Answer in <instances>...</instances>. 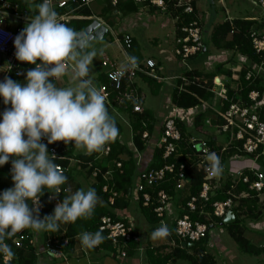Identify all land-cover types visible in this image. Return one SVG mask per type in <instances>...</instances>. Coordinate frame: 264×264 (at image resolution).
<instances>
[{
    "label": "built area",
    "instance_id": "built-area-1",
    "mask_svg": "<svg viewBox=\"0 0 264 264\" xmlns=\"http://www.w3.org/2000/svg\"><path fill=\"white\" fill-rule=\"evenodd\" d=\"M94 1L51 0V6L57 12L59 20L62 23H67L72 19L84 18L83 16L75 15L74 11L83 6L90 7ZM133 1L137 4L149 3L158 8V11L168 13V8L163 0ZM111 3L115 5L116 0H112ZM252 3L264 12V0H253ZM174 6L175 9L182 8V14L195 13L190 3L177 2ZM169 14L175 21L179 19V15L172 12ZM31 18L32 16H29L27 11L22 9L15 0H0V55L5 57L4 61L6 62L4 76L8 73H13L15 76L21 77L23 68L29 66L26 62L16 60L13 40ZM86 18L91 19V23L96 26L88 29L85 38L90 35H96V29L104 28L105 34L103 35L108 34L123 55L122 61L118 64L105 54L102 55L100 61L107 83L94 85L105 96L106 107L120 118L124 117L122 114L124 110H130L133 117L139 115L140 123L143 127L141 139L144 141V147L146 144H151L153 151L156 149L161 150L162 158L166 161L159 168L139 170L134 177V184L130 191V199L137 201L140 198L143 206L151 208L153 215L157 219L156 228L161 224L167 225L169 234L163 238L166 240L165 245L176 247L178 244H176L174 237L178 243H194L201 239H206L209 243L215 238L218 239L217 229L221 230V228L216 225V221L222 220L227 211L232 210L233 212V208L237 206V201L249 196L248 191L255 193L259 204H264V173L259 166V159L264 157V93L260 95L257 90H253L248 94L250 105L238 100L230 102L225 110H221L222 101L226 99L225 90L218 92L213 89H207L213 94L212 101H216L219 107L214 108L210 104L211 102L200 100V108L210 109L223 121L220 125H213L210 119L205 121L207 129L211 127L214 129V132L211 133L214 147L210 140L205 139L203 136H190L186 140L182 135L184 131L178 122H184L187 124L186 128H190L194 116L200 111V108L184 110L175 107L172 103L170 113L158 125L157 138L154 141H150L151 137H155V128L149 134L146 127L152 121L145 116L142 106L143 94L137 88L134 79L137 75L142 74L150 79L163 80L164 78L155 72L157 64L149 59L144 64L137 62V66L134 69L123 71L121 66L127 63V57L130 56L132 37L129 34H123L116 26L107 24L103 19L93 15ZM8 20L14 22V25L10 27L6 23ZM179 30L182 35L176 36L173 56L181 67L185 68L183 72H189L191 69L186 63L187 58L205 49L202 41L201 23L195 15L193 19L183 24ZM98 34H101V32ZM249 38L253 51L260 57L259 63H254L249 68L245 56H237L243 61L245 80L254 81L257 77L264 75V31L251 27ZM175 78L181 81L179 89H183L184 86L190 83L199 82L197 78L189 79L185 74ZM130 135L127 146L134 157L138 159L139 151L132 145V137ZM44 141L42 139L43 143H45ZM182 142L185 143V148H189L190 152L187 154L180 150ZM57 143L58 145L48 147L50 154H58V148L63 147V141H57ZM229 150L233 151L226 158L229 163V171L224 172L221 159ZM108 152L109 145H105L101 154L106 155ZM190 153H193L197 158L193 164L190 163ZM209 153H215L218 157L220 172L216 175H211L208 170L207 155ZM192 166H195L197 173L202 174L201 186L197 195L190 194L191 179L187 174V169H191ZM10 167L11 164L7 167L9 173ZM58 167L61 172L65 171L60 165ZM116 167L121 169L119 161L116 162ZM88 169L91 170V176H94V168L88 167ZM105 175L112 178L111 172H106ZM225 176L232 177L230 189L241 181L247 185L248 190L235 194L229 189L226 191L227 196L225 199L210 202L211 195L219 191ZM235 179L237 183L234 181ZM169 184L171 185V193L165 188ZM106 188L103 187V190H106ZM184 189H187L186 196L182 200H178L175 194ZM0 191L2 190L0 189ZM114 193L112 194L114 195ZM113 195L108 199L111 204ZM49 199L55 202L58 201L55 195H50ZM38 204L39 211H42L43 203L40 198ZM208 206L211 208L210 211L205 209ZM194 213L198 214L197 219L191 218V214ZM46 215H50V213ZM200 217L204 220H201ZM98 231H101L105 239L110 241L114 254L121 260L128 258L127 251L129 250L130 242L139 238L135 229V222L131 217L119 216L114 219L108 215L101 216ZM24 236V230H21L12 236L11 240L16 246H20ZM67 240L63 239L64 246L67 245ZM178 246L181 247L180 245ZM42 248H44L47 255H50L49 250H51L55 252L54 255H50L51 257L61 258L66 264H69L70 259L62 255L59 244L53 246L45 244ZM142 250L141 248L138 250L139 257H141ZM2 260L4 263L9 261L7 257H2Z\"/></svg>",
    "mask_w": 264,
    "mask_h": 264
},
{
    "label": "clouds",
    "instance_id": "clouds-1",
    "mask_svg": "<svg viewBox=\"0 0 264 264\" xmlns=\"http://www.w3.org/2000/svg\"><path fill=\"white\" fill-rule=\"evenodd\" d=\"M13 45L16 60L33 67L24 74L23 82L7 76L0 80V101L6 106L0 112V167L11 161L13 182L0 191V257L9 261L14 253L6 239L23 229L59 231L62 223L91 217L98 203L95 189L81 188L58 202L52 214L39 217V194L44 189L58 194L67 179L42 139L47 144L63 141V147L71 141L87 153L100 152L118 135L110 113L122 120L106 107L105 96L90 79L97 50H87L89 42L59 20L51 0L36 5V13L15 36ZM136 66V57L128 56L121 69ZM65 76L72 85L58 87L55 81ZM207 161L209 173L218 174L216 154L209 153ZM168 234L167 225L161 224L151 232V239ZM77 239L82 248L92 249L105 237L101 231H84ZM49 254L55 252L49 250Z\"/></svg>",
    "mask_w": 264,
    "mask_h": 264
},
{
    "label": "trees",
    "instance_id": "trees-1",
    "mask_svg": "<svg viewBox=\"0 0 264 264\" xmlns=\"http://www.w3.org/2000/svg\"><path fill=\"white\" fill-rule=\"evenodd\" d=\"M110 2V0H109ZM110 4V3H109ZM120 0H116L115 7H109L106 13L112 14L114 9L120 8L119 6ZM171 6L168 8V13H173L179 15V19L176 20V32L177 35H182L179 28L193 19L195 17V13L192 14H182V8L175 9L176 1H171ZM91 8L90 7H80L74 11L75 15L83 16L84 18L72 19L67 23H64L68 27L72 28L77 33L83 31L90 23L91 19H87L86 17L91 16ZM167 13V12H166ZM251 27H255L258 29L259 25L253 20H244V19H233L231 21H224L222 23L216 24L210 34L209 40L211 45L216 49H223L232 51L234 54L245 56L247 66L249 68L252 67V64L259 63L260 57L253 51L250 38L249 31ZM121 35V34H120ZM108 37L110 43L108 46H112L113 51L115 48V43L112 41V38L106 34L104 37ZM203 41V38H202ZM114 43V44H113ZM204 43V41H203ZM206 48V44L204 43ZM116 52V50L114 51ZM205 53V49L201 52H197L195 55L187 58L186 63L191 69L190 61L193 58H198L201 54ZM110 54V53H108ZM104 55V54H103ZM109 57V56H108ZM111 59V58H110ZM114 60V59H113ZM190 60V61H189ZM118 64L121 61L115 60ZM222 64L216 65L214 67L215 72L212 74H219V72H224L228 77H230V71L222 69ZM33 65H29L23 68V75L21 77L15 76L13 73H8L6 76L16 80L23 82L24 74L29 70ZM193 68V67H192ZM185 69V68H182ZM204 70L203 68H201ZM184 71V70H183ZM5 73V72H4ZM184 73V72H183ZM5 78L4 74L1 76V80ZM147 81L150 78H146ZM99 81L101 83H107V79L104 76V72L99 76ZM150 83V82H149ZM181 85L180 79H176L175 87L172 89L170 100L172 105L177 108H181L184 110L200 108L201 101L210 103L213 98V94L208 91V86L203 84L202 82L190 83L183 87V89H179ZM225 90L226 99L222 101L221 110H225L230 102L233 101H241L244 104L250 105L248 100V94L257 90L260 95L264 93V75L257 77L254 81L245 80V69L241 70L238 75V84L235 89L230 88V85H223ZM110 113V112H109ZM123 118L130 125L128 129V133L130 137H132V145L138 150L142 151L144 149V141L141 139V131L143 129L139 115L133 117L130 110H124ZM110 115L115 119L116 126L118 128V133L122 132L123 127L127 125L124 119H118ZM146 117H149V120L152 121L151 116L145 113ZM206 119H210L212 124L220 125L222 124V120L217 114H214L210 109H201L195 114L192 126L190 128H186V123H179L180 127L184 132H182L183 137L187 140L190 136H203L205 139H209L210 143H214L212 141V134L209 133V129H207ZM121 122H120V121ZM127 125V126H128ZM212 125V126H213ZM147 130L149 134L154 131V123L147 125ZM187 131V132H186ZM45 144L48 147L51 145H57V142L52 144H47V140L44 139ZM106 145H109V152L106 155L101 154L100 152L93 153H81L76 152L77 149L74 147L73 142H68L64 147L58 148V154L55 156V163L66 169L62 173L65 175L66 182L65 184L59 186L60 192L58 194L55 193L54 189H44L39 195L40 199L43 203V210L39 211V217L43 218L47 213L52 214L56 204L62 199L70 194L69 186H67L68 181L73 179L72 170L67 168L72 159L77 160V167L79 168V172L82 170H87L88 167H92L95 170V175L91 176V170L86 171V176L92 178V183L90 188L95 189L98 196V203L94 209L93 215L87 218H78L76 221L71 223H62L64 224L65 229H61V225L59 231L56 232H43L40 234L38 232L33 233L30 229L24 230V240L21 242L20 246H16L11 238L6 239L5 243L11 248L14 253L13 258L4 263L2 257H0V264H38L40 260L39 257L44 255V258L47 257L50 261L46 260L45 264H66L63 259L57 257H51L47 255L45 252L44 245H60L62 255L70 256L73 252V247L75 243H79L77 237L81 232H96L98 231L99 219L101 216L108 215L112 218H118L119 214L122 210H126L129 208L131 203L136 204L137 211H139L142 217L145 219L148 224V236H151V232L156 228L157 219L152 213L151 208L145 207L141 203V199L138 198L137 201L130 199V191L131 187H133V180L135 175L137 174V161L134 157L131 150H129L123 143L115 138L114 140L108 142ZM180 150L187 154L189 148H185V143L182 142L180 145ZM232 150H229L224 154V157L221 159L222 164L226 162V158L229 154H232ZM182 159V158H181ZM179 159V160H181ZM190 163L193 164L196 162L197 158L190 153ZM168 160V159H166ZM170 160H172L170 158ZM119 161L121 163V169L116 167V162ZM166 161L162 158V151L156 149L153 154V158L148 166V168H159ZM11 164V161L6 163L3 167H0L1 172H8L7 167ZM264 167V165H262ZM120 169V170H119ZM106 172L112 173V178L107 177ZM81 174V172H80ZM187 174L191 179L190 184V194L197 195L201 186V178L202 174L197 173L195 166H192L191 169H187ZM232 177L225 176L224 181L221 184V188L218 192H215L211 195L210 202L216 200H223L226 198V191L230 189ZM237 179V178H236ZM234 180L237 183V180ZM2 186V185H0ZM103 187H107L106 190H103ZM165 188L171 193V185L165 186ZM235 194H239L242 191H247V185L242 183L241 181L236 184V186L232 189ZM113 192L114 195L112 194ZM249 196L246 198H241L237 201V206L233 208V212L235 214V219L232 223L224 224L222 220H217L216 225L221 228V231L226 230L231 239L237 244L239 250L243 253L247 254H260L263 250L262 247H255L244 235V222L245 221H253L259 218L261 215V209L264 208V204H259L254 192L248 191ZM50 195H55L58 199L57 202L49 199ZM113 195L112 204L109 202V197ZM30 203V201H29ZM31 207V205H30ZM206 210H211L210 206L205 208ZM198 214H191L192 219H197ZM201 220H204L200 217ZM103 234V233H102ZM38 235V236H37ZM104 235V234H103ZM37 236V237H36ZM63 239H68L67 245H63ZM176 247H172V251L170 253H162V250L166 248L164 245H160L158 247L152 246L151 237L147 238V243L143 244V241L140 238L133 240L129 244V250L127 251L128 257H137L140 258L142 262L146 264H168L170 260H174L173 263L177 262H186V264H216V259L214 255L210 252L209 247L207 246L208 241L206 239H201L199 241H195L192 245H188V242L178 243L177 239L174 237ZM80 246V244H79ZM168 246V245H166ZM81 247V246H80ZM170 247V246H169ZM139 248L143 249L141 257H139L138 250ZM83 255H86V251L88 249L80 248ZM91 250V249H89ZM92 250L104 251L106 254L111 253L114 254V249L112 248L110 241L104 239V241L98 246L92 248ZM43 258V259H44ZM39 259V260H38ZM42 260V259H41ZM43 261V260H42ZM54 261V262H53ZM56 261V262H55ZM44 264V262H43Z\"/></svg>",
    "mask_w": 264,
    "mask_h": 264
},
{
    "label": "crops",
    "instance_id": "crops-1",
    "mask_svg": "<svg viewBox=\"0 0 264 264\" xmlns=\"http://www.w3.org/2000/svg\"><path fill=\"white\" fill-rule=\"evenodd\" d=\"M18 2L19 6L22 9L27 11L29 16H33L36 13V5L41 2V0H15ZM171 1L174 0H163L164 4L169 8L171 6ZM176 3H190L194 9L195 15L198 17L201 23L202 29V38H204L205 30H208V38L206 42L205 53L201 54L198 58H193L190 61L191 70L189 72H184L181 65L175 60L173 56V48L175 46V39L177 36L176 32V22L172 18L171 14L160 12L158 8L154 5L149 3H134L133 0H120V8L114 9L112 14L106 13L108 8L111 6L112 8L115 5H112V0H95L90 5L91 8V15L103 19L107 24L116 26L118 30L122 31L123 34H129L132 37V46L130 48L129 54L130 56H134L137 59L138 63L144 64L146 60H152L157 64V70L155 71L160 77L164 78L163 80H156L150 79L147 81V77L143 76L142 74L137 75V79L143 84L145 82H150L151 85L156 86L157 92L162 93H171L173 86L175 84V77L180 76L181 74H185L189 79L197 78L200 82L208 86L209 89H213L215 91H224L223 85H230V88L235 89L238 84V75L241 70L244 68V64L242 59H240L237 54H234L232 51L223 50V49H216L211 45L209 40L211 31L213 27L218 24L222 23L226 20L231 21L233 19H244V20H253L259 25V29L264 31V12L261 15H256L253 8L254 3L253 0H248L249 4L252 5V9L250 12L244 14L241 8L238 7L235 0H175ZM238 1V0H237ZM110 3V4H109ZM222 9L224 13V17L220 22H216L217 16V9ZM243 13V14H242ZM214 14V16H212ZM236 15L238 17H235ZM215 17V19H214ZM158 22L160 24L159 31L151 32L150 29L153 23ZM6 23L11 27L14 25V22L11 20L6 21ZM173 25V29L168 30L171 28L170 26ZM167 32L164 36L161 35L162 29H166ZM161 31V32H160ZM156 32L159 33L156 34ZM114 44V43H113ZM208 44V45H207ZM115 45V44H114ZM108 47V45H107ZM116 50V52H114ZM223 50L220 54L219 51ZM108 56L114 60L122 61V54L119 52L117 46L115 45V49L108 51ZM102 59V57H101ZM2 61V60H1ZM0 61V62H1ZM101 61V60H100ZM222 64V69L230 71V77H228L224 72H219V74H212L215 72L214 67L216 65ZM101 66V64H100ZM193 67V68H192ZM6 65H4V69L2 72H5ZM203 68L204 70H202ZM90 76L94 75L93 84L100 83L99 76L102 72H104L103 67H91L90 66ZM169 79V80H167ZM95 80V82H94ZM68 82V79L66 80ZM137 88L143 94V101L145 99V94L142 91V88L135 82ZM151 90V89H150ZM171 95V94H170ZM165 100L163 101V112H160L157 116H153L149 111H147L144 107L143 110L145 113L151 116L152 122L155 125V137H151L150 141H154L158 136L157 129L158 125L162 122V120L170 113L171 111V100L167 94H163ZM216 100V99H215ZM142 101V106H143ZM213 105L214 108L219 107L216 101H211L210 103ZM3 107H6L2 103ZM10 106V105H9ZM157 119L160 120V123H157ZM214 129L211 127L209 129V133H213ZM121 133V132H120ZM120 133L117 135V139H119L123 145L127 148L128 138H123ZM78 152L87 153L82 149H77ZM153 148L151 144H146L142 151H139L137 161V171L146 169L152 158H153ZM264 165V157L259 159V166L260 169ZM71 167V163H70ZM71 169V168H70ZM224 172L229 171V163L228 166L225 167L223 164ZM73 170V169H72ZM74 171V170H73ZM262 171V170H261ZM76 172V171H75ZM80 174V172H79ZM77 176V172H76ZM89 178V177H88ZM86 181V180H85ZM88 181L84 182L82 180H77L76 178L68 181L67 186H69L70 194L75 192L77 189H85L87 190L90 188L92 183H87ZM0 189L3 191L4 189L10 188L13 186V182L11 180V175L9 172H1L0 171ZM187 194V189H184L181 192L175 194V197L178 200H182ZM137 206L134 203H131L129 208L126 210H122L119 216L124 217H131L135 222V229L136 232L141 240L140 233L138 232L137 222L136 219L138 218L139 211H137ZM262 213L257 219L258 221H245L244 222V235L245 237L255 246L263 249L264 251V219H262ZM141 219V218H140ZM139 220V219H137ZM260 220V221H259ZM142 226L146 225L141 221ZM65 229L64 224L61 225V229ZM148 229V227H147ZM145 229V230H147ZM33 233L36 231L30 229ZM227 233L226 230L223 229L222 233L219 234L218 239L215 238L213 241L209 242L207 246L209 249H216V257L221 258L222 263L225 260L235 258L234 255L227 251L225 244H224V234ZM40 234V232H38ZM228 234V233H227ZM38 236V235H37ZM36 236V237H37ZM223 237V238H222ZM230 237V236H229ZM147 238H145V242L147 243ZM231 238V237H230ZM159 239L153 240L152 243H158ZM145 243V244H146ZM144 244V243H143ZM79 243H75L73 247V252L71 253L68 258L70 259V264H104V262L115 261L116 264H146L142 262L140 258L137 257H128L124 260L119 259L115 254L109 253L106 254L104 251L99 250H87L86 255H83ZM50 256V255H49ZM41 258L44 264L47 262L44 258V255H41ZM44 258V259H43ZM260 264H264V259L260 262Z\"/></svg>",
    "mask_w": 264,
    "mask_h": 264
},
{
    "label": "rangeland",
    "instance_id": "rangeland-1",
    "mask_svg": "<svg viewBox=\"0 0 264 264\" xmlns=\"http://www.w3.org/2000/svg\"><path fill=\"white\" fill-rule=\"evenodd\" d=\"M236 4H238V7L241 8V10L243 11V13L245 14L246 11L247 12H250V10L252 9V5L249 4L248 0H235ZM256 7V6H254ZM252 10H254L255 14L258 16V15H261L263 13V11L261 10V8L257 7V8H253ZM242 13V14H243ZM212 16H214V14H212ZM217 16V19H216V22H220L222 20V18L224 17V13H223V10L222 9H217V14L215 15ZM235 17H238L236 15H233ZM215 19V17H214ZM170 26L171 28L168 29L171 30L173 29V25H171L170 23ZM160 27V24L158 22L156 23H153L151 25V28L150 31L151 32H155V31H159L158 29ZM161 32V31H160ZM167 32V28L166 29H162V33L161 35L164 36V34ZM156 34L159 35L158 32H156ZM208 30L204 32V38H203V41L204 43L206 44L207 42V38H208ZM206 41V42H205ZM89 44H90V48L87 49V50H92V49H95L97 50V56L94 58L93 62H92V66L91 67H101L100 66V60H101V57L103 54L107 55L108 56V51L110 49H113L112 46H108L107 45L110 43L109 41V38L106 36L102 39H92L90 41H88ZM208 45V44H207ZM115 48V47H114ZM223 52V50L219 51V53L221 54ZM4 65H6V62L3 60L0 62V80H1V76L4 74L3 69H4ZM94 78V75H91L90 76V79L93 80ZM68 79V82L66 81ZM135 82L142 88V91L143 93L145 94V99L143 101V107L149 111L153 116H157L160 112H163L164 109L162 108L163 107V101L165 100V98L163 97V94H167L170 98V94L171 93H160V92H157L156 91V86L155 85H151V83H148V82H145V83H141L138 79H137V76L135 77ZM95 82V80H94ZM55 83L57 84L58 87H65V86H71L72 85V81L69 79V76H65V77H62L60 80L58 81H55ZM151 89V90H150ZM10 107V106H9ZM5 107L2 106V101H0V112H2L4 110ZM118 120V119H117ZM120 121V120H119ZM121 122V121H120ZM157 123H160V120L157 119ZM120 135L123 137V138H128L129 136V133H128V129L123 127L122 129V132L120 133ZM76 152L77 149L75 150ZM77 165V162L75 159H72L71 160V170H72V177L73 179L76 178L77 180H82L84 182L88 181L87 183H91L92 178H88L86 176V171L87 170H82L80 171L81 174H79V168L76 166ZM224 166L227 167L228 166V162L226 161L224 163ZM262 172L264 173V167L263 169L261 168ZM77 172V176H76V172ZM86 180V181H85ZM261 212H262V219H264V208L261 209ZM138 215V218L139 220L136 219V222H137V228H138V232L140 233V237H141V241H143V243L145 244V238L148 236V232L147 230V227H148V224L146 223L145 219L142 217L141 213L139 212ZM141 218V219H140ZM141 221H143V223L146 225L145 226H142L141 224ZM250 221V220H249ZM253 221H258L257 219L256 220H253ZM260 221V220H259ZM218 231V234L222 233V231L220 229H217ZM148 237H151V236H148ZM223 238V237H222ZM224 244H225V247L227 248L226 250L227 251H230V253L232 255L235 256V258L233 259H230L227 261L226 258L222 259V260H225L224 263L221 262V258H218L216 257V249H209L210 252L214 255L215 259H216V264H260V262L262 261V259H264V251L262 250L260 254H247V253H243L239 250L237 244L229 237V235L227 233L224 234ZM152 243V242H151ZM166 243V240L163 239V238H159V242L158 243H152V246L153 247H158L160 245H164L166 248H164L162 250V253H170L172 251V246H166L165 245ZM40 259V260H39ZM38 260V264H43V261L41 260V258H39ZM45 260H48L50 261L47 257H45ZM51 262V261H50ZM54 262V261H53ZM56 262V261H55ZM174 260H170L168 262V264H175L173 263ZM70 264V262H69ZM104 264H116L115 261H109L106 263L104 262ZM176 264H186V262H177Z\"/></svg>",
    "mask_w": 264,
    "mask_h": 264
},
{
    "label": "water",
    "instance_id": "water-1",
    "mask_svg": "<svg viewBox=\"0 0 264 264\" xmlns=\"http://www.w3.org/2000/svg\"><path fill=\"white\" fill-rule=\"evenodd\" d=\"M95 26L96 25H93V23H90L83 31H81L78 34L80 35V37L86 39L87 41H90V40H92L94 38L101 39L104 36L103 34H105V29L104 28H98V29H96V31H95V34L96 35H90V36H87L85 38L86 33L88 32V29L89 28H93ZM99 32H101V34H98ZM4 59H5V57L3 55H0V60L3 61ZM234 219H235L234 213L232 212V210H229L224 215V217L222 219V223L229 224V223H232L234 221ZM192 244H193V242L188 243L189 246L192 245Z\"/></svg>",
    "mask_w": 264,
    "mask_h": 264
}]
</instances>
